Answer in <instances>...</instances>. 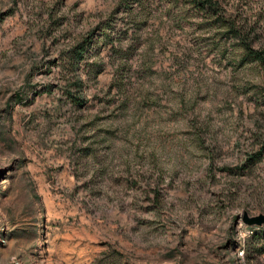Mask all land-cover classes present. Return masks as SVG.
<instances>
[{"label":"rangeland","instance_id":"1","mask_svg":"<svg viewBox=\"0 0 264 264\" xmlns=\"http://www.w3.org/2000/svg\"><path fill=\"white\" fill-rule=\"evenodd\" d=\"M119 1L0 0V264H264L263 67Z\"/></svg>","mask_w":264,"mask_h":264},{"label":"trees","instance_id":"2","mask_svg":"<svg viewBox=\"0 0 264 264\" xmlns=\"http://www.w3.org/2000/svg\"><path fill=\"white\" fill-rule=\"evenodd\" d=\"M125 14V24L130 26L132 38H138L143 32V24L157 13L159 3L165 2L162 13L177 25L187 22L190 16L199 14L194 30L197 31L195 43H200L205 35L229 39L234 68L242 70L248 66H262L264 69V5L252 0H120ZM255 2V5H252ZM108 36L107 33H104ZM148 40H152V33ZM92 43V31L79 35L64 50V62L68 65L67 85L73 92L67 93L72 101L82 103L79 94L81 76L78 66L86 58ZM116 44V52L120 46ZM223 49L228 47L220 45ZM124 57V52L120 53ZM243 72V70H242ZM244 73V72H243ZM264 75V73H263ZM70 82V83H69ZM120 90H124L121 75L114 81Z\"/></svg>","mask_w":264,"mask_h":264},{"label":"water","instance_id":"3","mask_svg":"<svg viewBox=\"0 0 264 264\" xmlns=\"http://www.w3.org/2000/svg\"><path fill=\"white\" fill-rule=\"evenodd\" d=\"M243 220L248 224H261L264 222V213L249 216L245 212L243 213Z\"/></svg>","mask_w":264,"mask_h":264}]
</instances>
